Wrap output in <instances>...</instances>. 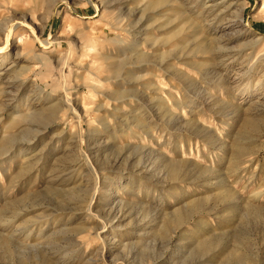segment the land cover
I'll use <instances>...</instances> for the list:
<instances>
[{
  "label": "rangeland",
  "instance_id": "374dc122",
  "mask_svg": "<svg viewBox=\"0 0 264 264\" xmlns=\"http://www.w3.org/2000/svg\"><path fill=\"white\" fill-rule=\"evenodd\" d=\"M257 35L261 0H0V264H264Z\"/></svg>",
  "mask_w": 264,
  "mask_h": 264
},
{
  "label": "bare ground",
  "instance_id": "6f19581e",
  "mask_svg": "<svg viewBox=\"0 0 264 264\" xmlns=\"http://www.w3.org/2000/svg\"><path fill=\"white\" fill-rule=\"evenodd\" d=\"M5 1H7V0H5ZM13 1V0H12ZM16 1H20V0H16ZM21 1H25V0H21ZM9 2V1H8ZM168 2V0H146V8L147 9H154V8H157V7H160V5H163V4H165V3H167ZM261 2H262V8L264 7V0H261ZM241 3V6H240V8H239V10H238V12H237V17L239 18V21H241V19H242V12H243V9H244V7H245V2L243 1V2H240ZM216 4H211V7L213 8L214 6H215ZM227 9V8H226ZM34 8L33 9H31L30 10V12H31V14H33L34 13ZM259 13L260 12H257L255 15H254V17H260V15H259ZM22 19H24V15H23V18ZM4 21H5V27H4V29H3V31H6V30H9V33L8 34H10L11 35V33H12V35L13 34H15L16 32V29L18 28V23H16V22H13V21H15V20H13V19H11V18H8V17H6V18H4ZM118 23H119V21H118ZM117 23V24H118ZM195 23V22H194ZM196 24V23H195ZM113 26V25H112ZM122 26L121 25H118V28L119 29H121L122 30V28H121ZM198 27V26H197ZM123 30L124 31H126V32H130V30L128 29V28H126V27H124L123 28ZM116 34V33H115ZM11 35V36H12ZM116 35H118V34H116ZM11 36L9 37V40L10 39H12V38H14V36L11 38ZM116 38V37H115ZM114 38V39H115ZM264 39V36H261V35H257V39L254 41V43H253V45H258L259 43H260V40H263ZM21 39H20V41H19V43H21ZM135 47H136V44L135 43H131L129 46H128V48H132V49H135ZM8 50H9V46H7V47H5V48H0V66L3 64V63H5L6 61H9L10 60V58H11V55H10V53H8ZM261 51V50H260ZM261 53V52H260ZM264 55V54H263ZM42 61V60H41ZM99 69V68H98ZM99 71V70H98ZM94 77V76H93ZM89 78V77H88ZM94 79V78H93ZM97 80V79H96ZM95 82V81H94ZM94 82H92V81H84V83H85V85H86V87H88L89 89L88 90H91L92 89V92L93 91H99L100 89H98L99 87H101L100 86V84L99 85H97V84H94ZM91 88V89H90ZM154 91H155V93H157V94H161V92H162V85L161 84H156V86H155V88L153 89ZM91 93V92H90ZM103 93V92H102ZM105 99V98H104ZM68 100V103H69V108H71L73 111H75L76 110V107L73 105V103H72V101L71 100H69V99H67ZM90 103V102H89ZM91 103H92V101H91ZM90 103V104H91ZM82 105V104H81ZM86 105H88L87 103H84L83 104V109H84V106H86ZM91 106V105H90ZM89 107V106H88ZM104 107V106H103ZM96 110H99L100 108H102V105H97V106H95L94 107ZM89 109H91V107L89 108ZM159 109H163V107L161 106V108H159Z\"/></svg>",
  "mask_w": 264,
  "mask_h": 264
}]
</instances>
